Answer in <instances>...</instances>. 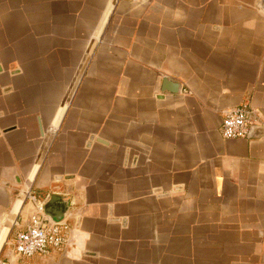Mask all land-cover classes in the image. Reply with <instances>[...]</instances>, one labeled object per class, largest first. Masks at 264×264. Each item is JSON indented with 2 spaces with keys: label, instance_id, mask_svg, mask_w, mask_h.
Wrapping results in <instances>:
<instances>
[{
  "label": "crops",
  "instance_id": "0c3cea01",
  "mask_svg": "<svg viewBox=\"0 0 264 264\" xmlns=\"http://www.w3.org/2000/svg\"><path fill=\"white\" fill-rule=\"evenodd\" d=\"M243 102L264 0H0V264H264V132H220ZM27 189L69 201L66 253L15 254Z\"/></svg>",
  "mask_w": 264,
  "mask_h": 264
},
{
  "label": "built area",
  "instance_id": "2783aa9c",
  "mask_svg": "<svg viewBox=\"0 0 264 264\" xmlns=\"http://www.w3.org/2000/svg\"><path fill=\"white\" fill-rule=\"evenodd\" d=\"M255 126H264V115L248 102H243L226 110L220 132L225 138H249ZM21 196L33 208L26 223L19 227L12 239L15 254L26 259L50 252L66 253L74 245L73 226L65 218L57 220L49 216L45 212V200H41L34 190L27 189L21 192Z\"/></svg>",
  "mask_w": 264,
  "mask_h": 264
},
{
  "label": "water",
  "instance_id": "95a60500",
  "mask_svg": "<svg viewBox=\"0 0 264 264\" xmlns=\"http://www.w3.org/2000/svg\"><path fill=\"white\" fill-rule=\"evenodd\" d=\"M164 82L169 84V82H172V81H170L169 79H165ZM171 90H173V91L176 90V85L172 86ZM262 131L264 132V126H255V128L253 130V134H256V133H259ZM68 203H69V201L64 200L63 197H61L59 195H53L51 197V199L46 203L45 212L49 216H51L53 219L60 220V219L64 218V216L67 214Z\"/></svg>",
  "mask_w": 264,
  "mask_h": 264
}]
</instances>
